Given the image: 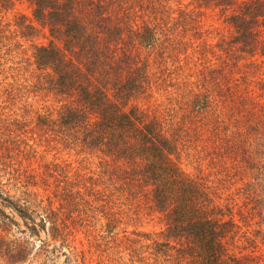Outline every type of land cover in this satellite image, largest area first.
Here are the masks:
<instances>
[{"label":"trees","instance_id":"trees-1","mask_svg":"<svg viewBox=\"0 0 264 264\" xmlns=\"http://www.w3.org/2000/svg\"><path fill=\"white\" fill-rule=\"evenodd\" d=\"M17 3H26L30 15L16 11ZM203 8L217 9L231 28L219 46L225 77H231L227 60L232 55L235 61L242 54L264 55V0H0V73L11 62V51L45 38L31 43L32 64L43 73L38 81L59 103L44 113L27 107L28 114L0 118L1 169L15 176L20 194H10L1 183L0 256L6 264H23L32 248L24 238L9 237L18 222L6 208L20 217L21 231L33 240L44 232L32 252L35 264H49L48 256L57 249L65 264H84L76 262L70 246L72 226L87 211L99 209L112 232L132 216L128 208L136 211L142 205L160 215L163 227L123 230L128 255L138 264H264L246 228L254 197L245 202V218L236 196L221 194L222 180L180 165L179 145L192 143L196 123L186 113L207 103L204 91L212 78L208 50L198 43L204 33ZM196 58L201 67H194ZM196 75L203 92L194 91ZM151 77L167 82L178 97H169L168 115L131 104ZM27 84L24 80L18 87ZM179 109L182 126H174L170 118ZM50 141L95 156L96 169L76 178L69 164L53 162L37 176L28 174L25 161L36 158L37 142ZM50 186L52 196L45 198L39 189L46 192Z\"/></svg>","mask_w":264,"mask_h":264},{"label":"rangeland","instance_id":"rangeland-1","mask_svg":"<svg viewBox=\"0 0 264 264\" xmlns=\"http://www.w3.org/2000/svg\"><path fill=\"white\" fill-rule=\"evenodd\" d=\"M16 11L30 15V8L26 3H17ZM203 11L202 30L204 33L198 43L202 41V47L205 45V49L208 50L206 67L209 66L208 68L211 69L212 78L209 80V84H206L209 90L204 91L207 103L204 106H194L190 114L186 113L188 118L192 115V119L196 123L192 126L195 129L191 130L192 143H183L182 147L179 145L181 150L180 165L191 173L202 170L210 180H222L221 194L224 197L236 196L237 202L242 206L245 218L249 215L248 207H244L245 202L252 196L254 197L253 216L248 221L249 228H246L252 231L253 241L256 245L255 254L262 255L263 262L264 55L256 53L243 56L242 54L237 61L232 55L227 60L229 63L227 68L231 67V77H225L227 72L220 71L225 54L219 46L222 43V37L229 38L231 28L222 21L217 9L203 8ZM12 15L13 13L10 12L5 17L10 20ZM46 41L40 36L33 41L23 42L21 48L11 51V62L3 64L4 70L0 73V118H4L7 114L18 116L28 114L29 112H25L27 107L32 109V112L40 113H44L48 107H59V103L55 102L53 96L47 93L44 81L39 82L37 79V76L43 73L35 70V66L32 64L31 43ZM141 53L145 54L146 52L141 49ZM153 55L157 56V53H153ZM201 65H203L202 60L196 58L194 67H201ZM166 66L172 67L170 63H167ZM24 80H27L26 86L28 87H18ZM196 80L197 75L192 79L195 86L194 91L203 92V87L195 84ZM178 82H182V80L180 79ZM6 89H10V91L8 92ZM172 90L173 88H169L164 80L158 78L157 82H154L151 77L150 84L145 86L141 96L131 100V104L151 112L158 110V113L168 115L170 113L167 111L169 97L176 96L174 97L175 101L178 99ZM219 93H222V97L218 95ZM182 102L183 99L180 100V104ZM182 113V110L179 109L174 118L168 116L175 124L174 126L178 124L182 126ZM32 114L35 116L34 113ZM202 121L205 125H202ZM36 146V158L32 157L31 160L25 161V165L30 167L27 169V173L30 175L37 176L42 172L45 164L53 162L69 164L70 170L76 178L78 174L80 176L88 175L89 171L96 169L98 159L90 154L80 152L76 148L55 141H50L48 144L37 142ZM1 168L0 165V185L4 183V186L9 188L8 192L18 197L20 194L13 183L15 176L7 175ZM72 172L70 173L71 177ZM51 186L46 192H42V188L39 189L40 193L45 194L43 195L45 198L52 196ZM45 198L44 202L46 203ZM58 203L57 200L53 201V207L58 206ZM128 209L132 216L126 217L119 228L116 226L112 228V232H115L113 235L107 226V219L99 209L87 211L83 220L72 226L73 233L69 237L70 246L74 247L72 252L76 254L74 258H77V263H82L84 260V264H138L137 260L132 261L128 255L127 249L130 244L124 238L123 230H127V233L133 229L156 232L162 229L163 224L160 221V215L150 211L147 206L142 205L136 211L133 208ZM5 212L10 216L14 215L18 222L11 226V235L7 233L9 237L24 238L32 247L23 264H35L32 252L35 250L34 246L39 243L38 239L45 237L44 232L40 231L39 236L33 240L27 232L21 231L25 230V225L20 217L17 214H12L9 208H6ZM137 212L138 215L134 217L133 214ZM65 259L64 254L57 249L48 256L47 260L49 264L52 262L65 264ZM0 264H6L1 256Z\"/></svg>","mask_w":264,"mask_h":264}]
</instances>
